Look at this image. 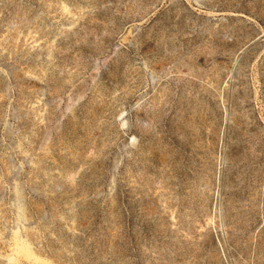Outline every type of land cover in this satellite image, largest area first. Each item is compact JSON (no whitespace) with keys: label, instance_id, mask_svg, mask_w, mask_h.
Returning <instances> with one entry per match:
<instances>
[{"label":"rangeland","instance_id":"rangeland-1","mask_svg":"<svg viewBox=\"0 0 264 264\" xmlns=\"http://www.w3.org/2000/svg\"><path fill=\"white\" fill-rule=\"evenodd\" d=\"M0 264H264V0H0Z\"/></svg>","mask_w":264,"mask_h":264}]
</instances>
